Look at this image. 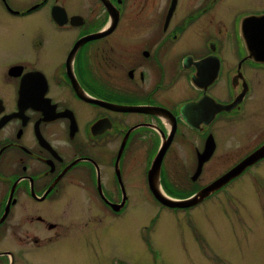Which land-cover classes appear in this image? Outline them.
I'll list each match as a JSON object with an SVG mask.
<instances>
[{"label":"flooded vegetation","instance_id":"flooded-vegetation-1","mask_svg":"<svg viewBox=\"0 0 264 264\" xmlns=\"http://www.w3.org/2000/svg\"><path fill=\"white\" fill-rule=\"evenodd\" d=\"M263 144L264 0H0V264H88Z\"/></svg>","mask_w":264,"mask_h":264},{"label":"rangeland","instance_id":"rangeland-1","mask_svg":"<svg viewBox=\"0 0 264 264\" xmlns=\"http://www.w3.org/2000/svg\"><path fill=\"white\" fill-rule=\"evenodd\" d=\"M250 174L257 184L246 174L216 203L162 211L153 224L156 208L141 202L138 187L137 214L122 220L117 247L107 238L88 264H264V169Z\"/></svg>","mask_w":264,"mask_h":264},{"label":"water","instance_id":"water-1","mask_svg":"<svg viewBox=\"0 0 264 264\" xmlns=\"http://www.w3.org/2000/svg\"><path fill=\"white\" fill-rule=\"evenodd\" d=\"M162 152V151H161ZM160 157V153L158 155ZM264 157V144L257 148L255 151L247 155L245 158L240 160L235 166H233L226 173L221 175L219 178L214 180L212 183L203 187L192 196L185 199H174L165 195L159 186L150 185V190L153 192L154 196L159 200L160 203L168 207H189L199 203L204 197L212 193L213 191L219 189L225 185L232 178L240 175L248 166L252 165L259 159ZM159 160V159H158ZM159 169V162L157 161V166H155L153 172L156 173ZM151 175V170L149 172Z\"/></svg>","mask_w":264,"mask_h":264}]
</instances>
